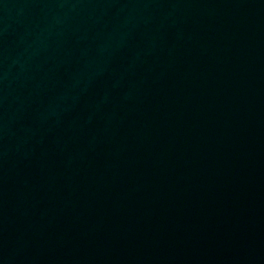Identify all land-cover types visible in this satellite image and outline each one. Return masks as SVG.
<instances>
[{
	"label": "water",
	"instance_id": "obj_1",
	"mask_svg": "<svg viewBox=\"0 0 264 264\" xmlns=\"http://www.w3.org/2000/svg\"><path fill=\"white\" fill-rule=\"evenodd\" d=\"M0 264H264V0H0Z\"/></svg>",
	"mask_w": 264,
	"mask_h": 264
}]
</instances>
